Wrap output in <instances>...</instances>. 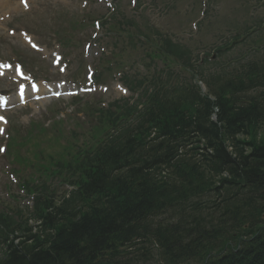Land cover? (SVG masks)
I'll list each match as a JSON object with an SVG mask.
<instances>
[{"label": "trees", "instance_id": "16d2710c", "mask_svg": "<svg viewBox=\"0 0 264 264\" xmlns=\"http://www.w3.org/2000/svg\"><path fill=\"white\" fill-rule=\"evenodd\" d=\"M161 46L192 76L170 83L168 70L131 106L85 113L90 142L24 182L32 211L0 212V264H145L147 246L159 264H264V69L222 74Z\"/></svg>", "mask_w": 264, "mask_h": 264}, {"label": "rangeland", "instance_id": "374dc122", "mask_svg": "<svg viewBox=\"0 0 264 264\" xmlns=\"http://www.w3.org/2000/svg\"><path fill=\"white\" fill-rule=\"evenodd\" d=\"M26 0H2L0 4H7L0 6V61L16 60L19 57L21 62L37 80H45L48 82L62 80L65 75L74 73L81 62L82 49L78 48L79 43L84 42L87 38L95 33L92 30L91 19L100 18L106 15V7L99 0H28L25 5L21 2ZM131 0H116L115 5L120 7V11L126 17H136L137 12L130 5ZM140 4L152 5L155 9L153 0H137ZM194 0H173L172 4L175 8H182L185 3L192 4ZM218 4L216 11H209V15L201 29L197 34H194V29L188 24L183 26L184 21L180 23L176 20L167 22L170 29H167L165 23L161 24L159 28L163 31L172 32L177 40H180L185 45H188L194 52H203L205 47L210 50L211 46L216 44V35L222 30L225 31L226 26L230 27L233 23H241L243 19L257 18V23H262L264 26V4L259 3L258 0H217ZM138 3V2H137ZM22 5L23 7H20ZM145 7V6H144ZM30 8V10H28ZM161 8V6H158ZM156 11H148L143 16L148 17L151 21L156 19ZM140 20L139 17H136ZM197 18L188 19V22ZM262 20V22H260ZM160 24V21L156 22ZM191 24V23H190ZM193 30V32L190 30ZM28 30V31H26ZM25 32V33H24ZM74 37H73V36ZM103 33L97 35V40L92 44V48L87 52L86 58H94L100 55L103 51L106 55L109 53L108 42L104 40ZM187 37H184V36ZM72 36V37H71ZM57 37V38H55ZM264 37V33H263ZM53 39H57L54 41ZM69 40L71 49H64L58 40ZM261 39V38H260ZM262 40V39H261ZM264 40V38H263ZM62 41V40H61ZM60 41V42H61ZM108 45V46H107ZM63 56V62H71V71L69 68L66 74L61 76L56 69H52L49 65L52 59L51 53ZM256 53V52H251ZM68 54L67 60L64 56ZM264 57V50H262ZM5 61V62H6ZM16 61L12 62L15 63ZM133 60L130 61V64ZM4 62V63H5ZM26 72V73H27ZM29 74V73H27ZM30 75V74H29ZM2 75L0 74V77ZM31 76V75H30ZM32 77V76H31ZM15 86L10 80V77L5 79L0 78V91H8L11 95L14 94ZM107 103L118 99L109 93L102 98ZM82 104H74L71 100H63L56 103L49 101L48 103L30 104L27 108L20 109L19 107L13 111L7 112L4 116V121L0 120V202H8V194H12L19 198L15 182L4 176L3 172H8L12 167L11 162L5 160L2 156L4 154V147L8 139V132L13 125L15 130H18V135L28 130L30 125L39 124L44 127L48 126L50 131L47 134L39 136V147L54 148L55 141H49V134L57 129L61 132V136H55L59 139V143L64 144L65 141H71V134L76 133L78 146H82L84 141L85 131L96 122L94 118L87 121V117H82L80 109ZM52 111V112H51ZM54 112V113H53ZM58 113V115H56ZM56 115V116H54ZM54 116V117H53ZM1 117V116H0ZM53 117V118H52ZM62 119V120H59ZM59 120L58 123L53 121ZM30 122L32 124H30ZM30 124V125H28ZM75 148V147H74ZM56 151V148L51 152ZM16 169V168H15ZM11 184V185H10ZM8 193V194H7ZM21 195V194H20ZM23 197V196H22ZM23 198L20 199L22 201ZM14 207L20 206L18 203L11 201ZM22 204V202H20ZM22 206V205H21ZM171 215L160 216L154 220L156 223H172L176 218ZM149 250V261L145 264H159V258L156 256V249L153 246H147ZM132 250V249H130ZM142 264V263H139Z\"/></svg>", "mask_w": 264, "mask_h": 264}, {"label": "snow or ice", "instance_id": "6c2138e0", "mask_svg": "<svg viewBox=\"0 0 264 264\" xmlns=\"http://www.w3.org/2000/svg\"><path fill=\"white\" fill-rule=\"evenodd\" d=\"M0 150H2V149H0Z\"/></svg>", "mask_w": 264, "mask_h": 264}]
</instances>
